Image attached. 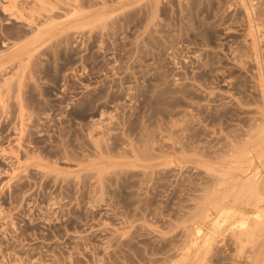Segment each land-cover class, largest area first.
Segmentation results:
<instances>
[{
    "label": "rangeland",
    "instance_id": "374dc122",
    "mask_svg": "<svg viewBox=\"0 0 264 264\" xmlns=\"http://www.w3.org/2000/svg\"><path fill=\"white\" fill-rule=\"evenodd\" d=\"M19 1L27 18L0 0V54L50 13L57 27L32 56L0 59V264L179 263L219 179L201 165L264 120L241 2ZM76 8L85 16L67 18ZM221 239L207 264H253V248Z\"/></svg>",
    "mask_w": 264,
    "mask_h": 264
},
{
    "label": "bare ground",
    "instance_id": "6f19581e",
    "mask_svg": "<svg viewBox=\"0 0 264 264\" xmlns=\"http://www.w3.org/2000/svg\"><path fill=\"white\" fill-rule=\"evenodd\" d=\"M41 1L42 0H40V2ZM157 1L159 2L160 0H156V2ZM239 1L244 7L246 15L249 19L250 30L248 33L250 34L251 37V44L254 49L253 51H255V54L257 55V59H258V68L260 74L259 79L261 82L260 86H262L263 89L262 102H263V114H264V66L262 65L263 61L261 59V49H262L261 42L264 39L263 38L264 33L261 27L262 21L260 22V19L257 17V12H256L257 10L253 0H239ZM43 3L44 2L42 1L40 4L42 5ZM45 3L46 5L48 4L46 1ZM3 4H4V8L7 11L11 10L13 14L17 12L21 14V16H25L27 18V16L25 15V12H27L25 11L26 8L25 6H23V3L20 4L19 0H3ZM153 5L155 6L156 4ZM153 5L152 7H154ZM37 11L38 10H32V13L30 11V13L32 14V15L30 14L31 18L30 16H28L29 19L26 20L29 22V24L35 23L36 19L33 18V13L35 12L37 13ZM52 11H54V9H52ZM84 11L85 10L76 8V10L73 11V13L71 12V14L70 13L67 14L68 13L67 12L66 17L69 18L70 16L72 17L76 15H82ZM104 13L101 14L97 13L96 16L79 20V22H77L74 26L76 27L79 25L81 26V24L97 25L99 22L101 23L103 22V20H106L107 15ZM54 16L53 14L51 15L50 13L48 16V20L45 23L37 24L38 26L35 29V33L33 34V36L30 35L31 38L29 40H27L26 38L25 40L27 41L23 43L15 42L12 43L13 45L11 46L9 45L11 51L9 54H7L8 58L10 60L20 59L21 55H23L24 53H28L29 55L32 56L33 52L37 48V44L41 42L47 35H49L53 30L54 24H57L55 23L56 18H53ZM58 26H60V24ZM6 50L7 48L3 51L5 52ZM7 55L0 54V59L6 57ZM7 81L9 82L10 80ZM261 121L262 122L257 123L258 125L255 124L257 126L255 128V132L254 133L252 132L253 134L251 135L252 137L250 136L251 138H249V140L247 139L246 142L244 141L245 143L243 145L241 144V146H237L236 144V148L233 150L232 153H230L226 157L224 155L225 158L222 163H218V164L214 163V165L213 163H210V165L207 166L206 163L205 166L204 164L203 165L199 164L201 165V167L202 166L207 167L209 171H214L215 173H217L216 175H218L219 179L217 186L215 187L212 194L206 199V201L204 200L205 203L202 207V212L198 216V218H196L197 219L196 225L191 234V238L189 237L190 240L188 242L187 248L185 249L186 251L184 252L183 256H181L182 260L180 259L181 261L179 263L177 262L174 264H207V262L209 261L208 259L210 258L211 255L210 253H212V251L214 250V246L217 242V237H221L224 240L227 235H230L234 238L237 248H239L240 250L244 251L246 247L253 248L251 249V251L254 250L253 251L254 254L251 255L250 257L253 264H264V120ZM25 128H26V124L24 122H21L18 129L19 136H21L25 132ZM97 142L95 141L94 143ZM98 143L97 145H100V143L99 144ZM18 144L21 145L20 143ZM9 146L10 148L2 149L3 155L9 157L12 154H14L13 156H16L19 159L20 157L18 154L19 153L18 149L14 150V148H12L13 147L12 145ZM102 153L100 155H102ZM104 156L105 154L103 155V158ZM100 157L102 158V156ZM153 158L151 159L152 161ZM137 162H139V160H137ZM13 170L11 171V173L14 175L16 170L15 169ZM5 184L6 183H4V185Z\"/></svg>",
    "mask_w": 264,
    "mask_h": 264
}]
</instances>
